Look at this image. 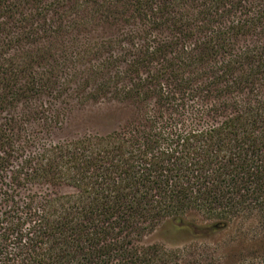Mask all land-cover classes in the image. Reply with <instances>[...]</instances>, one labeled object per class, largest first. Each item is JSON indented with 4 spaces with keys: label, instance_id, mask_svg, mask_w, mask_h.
<instances>
[{
    "label": "trees",
    "instance_id": "trees-1",
    "mask_svg": "<svg viewBox=\"0 0 264 264\" xmlns=\"http://www.w3.org/2000/svg\"><path fill=\"white\" fill-rule=\"evenodd\" d=\"M99 100L132 115L52 138ZM166 224L264 264V0H0V264H181Z\"/></svg>",
    "mask_w": 264,
    "mask_h": 264
},
{
    "label": "rangeland",
    "instance_id": "rangeland-1",
    "mask_svg": "<svg viewBox=\"0 0 264 264\" xmlns=\"http://www.w3.org/2000/svg\"><path fill=\"white\" fill-rule=\"evenodd\" d=\"M132 115L130 105L113 100H99L74 105L67 117L52 138H72L87 133H105L113 130L127 121ZM63 192H71L72 189L63 186L60 189ZM235 235V231H226L216 235L213 239L215 245L212 247H221L228 245L227 242ZM149 243H156L168 249H183L181 264H202L197 256H191L186 253L188 244V235L183 231H178L171 225H162L147 235L144 239ZM201 244L198 243L197 246ZM257 247H264V242L256 244ZM249 249L245 243L235 242L230 244L226 250L229 259H239Z\"/></svg>",
    "mask_w": 264,
    "mask_h": 264
}]
</instances>
